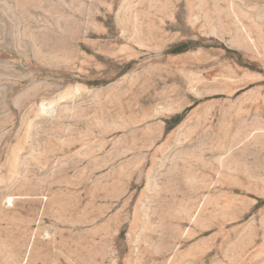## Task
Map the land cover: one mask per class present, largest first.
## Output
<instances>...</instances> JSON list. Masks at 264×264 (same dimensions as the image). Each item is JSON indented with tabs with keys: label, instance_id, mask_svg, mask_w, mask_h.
I'll use <instances>...</instances> for the list:
<instances>
[{
	"label": "rangeland",
	"instance_id": "374dc122",
	"mask_svg": "<svg viewBox=\"0 0 264 264\" xmlns=\"http://www.w3.org/2000/svg\"><path fill=\"white\" fill-rule=\"evenodd\" d=\"M0 264H264V0H0Z\"/></svg>",
	"mask_w": 264,
	"mask_h": 264
}]
</instances>
